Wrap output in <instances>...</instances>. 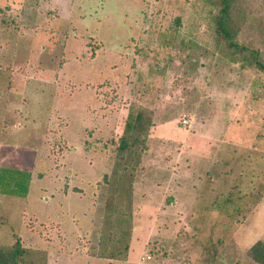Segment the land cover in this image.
<instances>
[{
  "label": "rangeland",
  "instance_id": "obj_1",
  "mask_svg": "<svg viewBox=\"0 0 264 264\" xmlns=\"http://www.w3.org/2000/svg\"><path fill=\"white\" fill-rule=\"evenodd\" d=\"M239 4L238 39L264 51V0ZM214 12L0 0V245L19 238L23 264H258L264 73L225 56ZM139 109L143 147L117 164Z\"/></svg>",
  "mask_w": 264,
  "mask_h": 264
},
{
  "label": "trees",
  "instance_id": "obj_2",
  "mask_svg": "<svg viewBox=\"0 0 264 264\" xmlns=\"http://www.w3.org/2000/svg\"><path fill=\"white\" fill-rule=\"evenodd\" d=\"M211 1L217 10V12L211 14V18L217 44L222 46L221 51L232 62L239 63L241 67H254L264 73V51L238 39L244 23V12L240 7V0ZM150 124V117L147 116L145 111L139 109L128 113L123 132L118 138L117 164H124L126 157L143 147ZM118 171L120 170L116 172ZM121 171L119 175L122 176ZM27 173L29 182L24 184L23 196L27 195L29 183L32 180L31 172ZM28 254H30L29 250L17 238L9 246L0 245V264H23V257ZM247 254L256 263L264 264V241H255L248 247Z\"/></svg>",
  "mask_w": 264,
  "mask_h": 264
}]
</instances>
